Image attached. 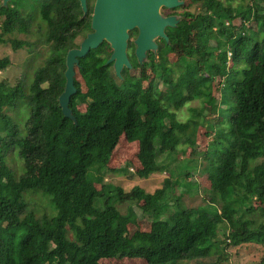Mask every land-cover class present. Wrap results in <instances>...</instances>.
Returning a JSON list of instances; mask_svg holds the SVG:
<instances>
[{
	"label": "trees",
	"instance_id": "obj_1",
	"mask_svg": "<svg viewBox=\"0 0 264 264\" xmlns=\"http://www.w3.org/2000/svg\"><path fill=\"white\" fill-rule=\"evenodd\" d=\"M231 2L202 0L197 21L168 28L169 39H161L143 63L130 42L132 68L121 76L108 63L112 49L106 41L92 48L75 67L67 116L59 101L66 57L79 47L76 39L92 30L91 15L80 0H0V42L14 50L28 46L32 55L26 65L31 76L25 72L14 86L0 82V264H101L115 258L177 264L224 255L221 227L228 229L225 246L264 247V0L245 9L239 25ZM222 11L229 13L228 25ZM34 34L45 39L34 42ZM40 43L49 44L47 54ZM217 49H223L220 56ZM171 53L178 57L172 60ZM10 63L0 58V71ZM218 78L220 98L214 91ZM193 101L199 107L179 119ZM207 125L213 140L200 160V176L210 185L209 207L180 205L169 179L154 192L135 186L131 197L104 181L117 170L111 165L122 136L138 142L137 174L149 178L166 170L160 153L194 147ZM10 155L16 160L8 161ZM170 198L175 209L169 211ZM128 200L144 216L132 207L122 213L117 203ZM148 213L150 227L141 229L137 221Z\"/></svg>",
	"mask_w": 264,
	"mask_h": 264
},
{
	"label": "rangeland",
	"instance_id": "obj_2",
	"mask_svg": "<svg viewBox=\"0 0 264 264\" xmlns=\"http://www.w3.org/2000/svg\"><path fill=\"white\" fill-rule=\"evenodd\" d=\"M3 1V0H2ZM224 3H227V0H222ZM257 1V0H255ZM254 3V0H232L231 7L237 8L238 10L234 12V15L240 14L235 19L236 24H240L242 21V16L244 15V10ZM202 0H198V10L197 13H202ZM210 13V11H208ZM225 18V23L228 25L230 23L229 13L222 11ZM162 14V13H161ZM163 15V14H162ZM164 16V15H163ZM35 37L32 38V41H42L45 39V36L42 34H34ZM11 38H15L11 36ZM16 38L26 39L24 34H19ZM130 38V37H129ZM136 33L132 35V38L129 40L130 42L135 41ZM196 36L193 37L192 40L188 41L189 45L194 43ZM83 37H78L76 39L77 43L82 41ZM159 47L161 42V38L156 39ZM108 43V42H107ZM211 44H214L215 41H210ZM109 44V43H108ZM40 49L43 53L47 54V49L49 44L40 43ZM110 46V44H109ZM230 47V46H229ZM228 46L226 50L228 52L229 61L228 64L231 65V50ZM111 48V46H110ZM112 49V48H111ZM129 51V49H128ZM223 49H217L216 55L220 56ZM44 54H39V58H37L38 64H42V57ZM170 58L172 60L178 57V54L171 53ZM8 57L11 61L9 66L0 71V82L5 81L9 85L14 86L20 81L24 79L25 72L30 73L31 69H28L26 66L32 55L29 52L28 46L21 48L19 50H14L13 46L8 43L0 42V58ZM137 72V71H136ZM136 72H134L136 74ZM140 74V73H139ZM214 91L215 95L220 98V92L222 88V79L218 78L214 83ZM191 107H199V103L197 101H193L188 105L184 106L181 111H179L178 118L181 120H186L191 115V111L189 108ZM85 108L84 106L82 107ZM5 112L8 110L5 108ZM207 115V114H206ZM216 115V114H215ZM208 119L213 122V116L207 115ZM209 130V126L203 127L197 136V140L194 147L181 145L178 148H172L160 153L158 157V162L162 165L166 166V170L164 172L155 173L151 175L149 178H140L137 174V170L140 165L137 158L138 152V142H128L122 136L120 140V147L117 153L114 155L112 159V165L117 170L109 171L105 174L104 181L106 183H112L113 185H118L124 189L125 196L131 197L133 194V188L135 186H141L147 192H154L156 189L164 186L165 181L169 179L172 184V189L170 190L171 195L173 197L179 198V204L185 208L191 207H209L212 201L211 191H209L210 185L208 182L200 176V160L203 161L202 156L205 148L208 143L213 140L212 134H205L206 131ZM191 147V148H190ZM194 150L195 152H193ZM9 156L8 161H12ZM14 158V157H13ZM14 160H16L14 158ZM185 165H187L185 167ZM183 171V172H182ZM189 173V174H188ZM190 187H189V186ZM2 194L0 193V200L2 199ZM169 211L175 209V200L174 198H170L169 200ZM117 207L122 213H126L129 207H132L134 211L139 216H144L142 211L134 205V203L130 200L123 201L122 203H117ZM167 211L163 214V216H168L170 213ZM153 215L148 213L147 217H140L137 221L138 226L141 229H149L151 224V219ZM228 229L221 227L219 229L220 235V253H224V255L219 256L215 254L213 256L202 258V259H194V260H185L183 262H179L177 264H261V258L264 255V247L258 244L251 245H238V246H225L226 237H227ZM101 264H147L144 259L139 258H124V259H102Z\"/></svg>",
	"mask_w": 264,
	"mask_h": 264
},
{
	"label": "water",
	"instance_id": "obj_3",
	"mask_svg": "<svg viewBox=\"0 0 264 264\" xmlns=\"http://www.w3.org/2000/svg\"><path fill=\"white\" fill-rule=\"evenodd\" d=\"M7 2L8 0H3L4 5ZM80 3L86 14L87 0H80ZM178 4V0H96L91 22L92 32L80 42L79 47L72 48L67 53L66 84L59 96L64 114L72 115L69 102L71 96L76 93L74 76L79 58L106 41L112 48L108 63L113 62L115 73L121 76L125 67L132 68L128 51L129 32L138 29L134 41L135 54L138 61L143 63L149 52L157 53L159 45L156 39L168 40L166 28L175 26L178 21L175 16H163L160 11L161 6L175 7Z\"/></svg>",
	"mask_w": 264,
	"mask_h": 264
},
{
	"label": "flooded vegetation",
	"instance_id": "obj_4",
	"mask_svg": "<svg viewBox=\"0 0 264 264\" xmlns=\"http://www.w3.org/2000/svg\"><path fill=\"white\" fill-rule=\"evenodd\" d=\"M178 1H179V4L177 6H175V7H168V6L162 5L161 8H160L161 13L165 17L175 16V17L178 18V21H177L176 25L175 26H168L166 28V30L168 28H171V27L180 26V24L184 25V24H188V23H195L197 21V19H198V13H197L198 0H178ZM95 3H96V0H87V12H86V14L89 13L91 15V17H92L93 12H94ZM90 7L92 9L91 12H89ZM91 22H92V19H91ZM90 32H92V30L88 31L85 34V36H83V39ZM134 33H136V37H137V35H138V29L137 28H135V29H133V30H131L129 32L130 38L128 39V42L132 38V35Z\"/></svg>",
	"mask_w": 264,
	"mask_h": 264
}]
</instances>
